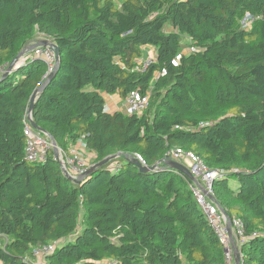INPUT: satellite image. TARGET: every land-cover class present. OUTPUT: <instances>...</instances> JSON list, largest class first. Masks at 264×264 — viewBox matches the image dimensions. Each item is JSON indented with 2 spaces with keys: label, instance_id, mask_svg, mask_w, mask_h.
I'll return each mask as SVG.
<instances>
[{
  "label": "trees",
  "instance_id": "obj_1",
  "mask_svg": "<svg viewBox=\"0 0 264 264\" xmlns=\"http://www.w3.org/2000/svg\"><path fill=\"white\" fill-rule=\"evenodd\" d=\"M246 14L260 18L244 28ZM38 35L61 52L33 111L57 145L83 140L90 165L197 154L221 171L215 198L244 221L241 264H264V0H0V262L31 264L36 246L60 241L48 264H226L193 182L168 165L142 172L118 158L76 184L52 149L26 158L25 119L49 67L35 57L1 78ZM144 46L156 61L141 71ZM134 90L150 92L141 114L107 110L103 93Z\"/></svg>",
  "mask_w": 264,
  "mask_h": 264
},
{
  "label": "built area",
  "instance_id": "obj_2",
  "mask_svg": "<svg viewBox=\"0 0 264 264\" xmlns=\"http://www.w3.org/2000/svg\"><path fill=\"white\" fill-rule=\"evenodd\" d=\"M260 16H254L252 14H246L243 17V27L248 28L259 19ZM198 51L195 46L184 48L173 63L176 64L182 54ZM39 57L44 59L49 67V72L54 68L56 56L54 50L48 46L42 44L41 40H34L26 49L25 54L21 57L19 62L26 61ZM156 61L155 54H147L141 58L137 63V69L145 71L150 65ZM3 72V68H0V75ZM166 73V69L163 68L160 71L161 75ZM150 100V92L142 93L139 90L130 92L125 98V107L129 114L138 113L141 114L147 109ZM24 134L26 135V158L31 162H44L47 158L48 150L52 148L51 139L46 134L39 132L31 126L28 116L25 119ZM170 155L173 159L181 161L187 165L194 173L197 182L191 184L192 191L196 198L197 203L206 215L211 226L217 233L221 243L224 245V256L226 264L234 263V254L232 244L239 247L241 251L242 244L247 241L245 233L244 221L239 217H233L231 219L232 224L229 228L226 222L225 214L219 209L216 203L213 201L214 196V180L221 175L219 169L210 168L204 160L197 154L189 151H184L181 148H176L171 151ZM59 156L63 164V171L73 177H79L83 175L92 165H90L86 157L77 151H71L69 153L59 150ZM137 157L143 164L144 161L140 156ZM119 163L113 165L117 167ZM60 241H54L48 244H42L36 246L30 257L31 264H48V256L51 255L57 248ZM242 255V251H241ZM29 261V260H28ZM0 264H3L0 262ZM108 264H111L108 262Z\"/></svg>",
  "mask_w": 264,
  "mask_h": 264
},
{
  "label": "water",
  "instance_id": "obj_3",
  "mask_svg": "<svg viewBox=\"0 0 264 264\" xmlns=\"http://www.w3.org/2000/svg\"><path fill=\"white\" fill-rule=\"evenodd\" d=\"M36 39H33L32 41H34ZM42 44L44 45H48L50 46L54 52H55V56H56V60H55V64H54V68L49 72L47 79L45 80V82L42 84V86L40 88H38L32 95L31 100H30V106L28 108V120L31 123V126L38 130L41 133L46 134L48 137H50L51 139V145H52V150L54 151V155L56 160L60 163L62 171H63V164L62 161L60 159L59 156V150L61 149L58 145L56 140L54 139V137L49 134L45 129H43L42 127H40L34 120L33 118V111H34V107H35V103L36 100L39 96V94L42 92V90L44 89L45 85L49 82V80L56 75L58 69L60 68L61 65V52L59 49V46L57 45V43L55 41H53L52 39L45 37L41 40ZM29 45L25 46L20 52L19 54L16 56V58L10 63V65L8 66V68L6 69L5 73L2 75V79H4L5 77L8 76L9 72L12 71L13 67L20 61L21 57L25 54L26 49L28 48ZM125 159L127 161H130L132 163H134L135 165H137L139 167V170L142 172H152V171H157L162 164H166L169 167L175 169L178 172L183 173L185 176L188 177V179L190 181H192L193 183L197 182V179L194 175V173L192 172V170L185 165L184 163H182L181 161H178L176 159H173L170 155H167L165 158H163L162 160L158 161L157 163H155L152 166H148L146 164H143L141 162V160L137 157V155L131 154V153H123V152H118L115 153L113 155H110L108 157H106L105 159L101 160L100 162L92 165L83 175L79 176V177H73L72 175L67 174V172H64V175L66 178H68L69 180L73 181L76 184H80L88 175H90L91 173H93L97 168L106 165L116 159ZM213 201L216 203V205L219 207V209L225 214L226 216V222L228 227H231L232 221L231 218L229 217L228 213L225 211V209L221 206V204L218 202V200L215 197H212ZM232 249H233V254H234V262L235 264H241L242 263V255H241V251L239 249V247L235 244V242H233L232 244Z\"/></svg>",
  "mask_w": 264,
  "mask_h": 264
},
{
  "label": "crops",
  "instance_id": "obj_4",
  "mask_svg": "<svg viewBox=\"0 0 264 264\" xmlns=\"http://www.w3.org/2000/svg\"><path fill=\"white\" fill-rule=\"evenodd\" d=\"M38 36L41 37H36L37 40H42L43 38H45L44 35ZM143 49L147 50V54L156 55V49L153 46H144ZM103 96L106 100V106L108 111L113 112L116 110H125V99H123L118 93H103ZM69 151H77L79 153H82L86 157L87 161L90 160L88 161L90 164H92V160L95 158V153L86 147L83 140H77L76 142L72 143L69 147Z\"/></svg>",
  "mask_w": 264,
  "mask_h": 264
},
{
  "label": "rangeland",
  "instance_id": "obj_5",
  "mask_svg": "<svg viewBox=\"0 0 264 264\" xmlns=\"http://www.w3.org/2000/svg\"><path fill=\"white\" fill-rule=\"evenodd\" d=\"M242 20H243V19H241V21H240V24H241V25H243V21H242ZM39 37H41V36H37V38H39ZM182 41L184 42L185 46H187V43H189L190 39H189V37H187V36H183V37H182ZM143 51H144V55H147V50L144 49ZM86 89H87V90H91V89H93V87H92L91 85H89V86H87ZM88 161H90V160H88ZM117 162H118V160H114V161L111 162V163L115 165Z\"/></svg>",
  "mask_w": 264,
  "mask_h": 264
}]
</instances>
